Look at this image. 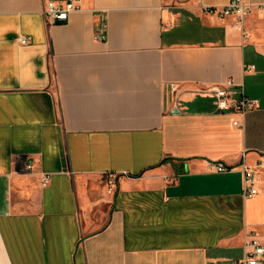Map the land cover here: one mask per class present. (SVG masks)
<instances>
[{
  "label": "crops",
  "instance_id": "0c3cea01",
  "mask_svg": "<svg viewBox=\"0 0 264 264\" xmlns=\"http://www.w3.org/2000/svg\"><path fill=\"white\" fill-rule=\"evenodd\" d=\"M46 1L0 0V264H233L264 244V0L241 27L200 0H80L48 24ZM227 79L257 107L215 111L201 88Z\"/></svg>",
  "mask_w": 264,
  "mask_h": 264
},
{
  "label": "built area",
  "instance_id": "2783aa9c",
  "mask_svg": "<svg viewBox=\"0 0 264 264\" xmlns=\"http://www.w3.org/2000/svg\"><path fill=\"white\" fill-rule=\"evenodd\" d=\"M80 0H67L65 2H56L47 0L44 3L43 16L48 24H62L69 20L73 11L81 9ZM203 12L207 14H216L220 17H233L234 23L242 26L244 19L251 13L252 4L246 0H229L222 7H209L199 2ZM259 9L264 11V4L259 6ZM248 35L243 32V38L247 39ZM107 38L106 31L102 25H98L94 31V39L96 41H105ZM20 44H27L29 39L25 36H20L18 39ZM175 87V86H173ZM201 92L208 94L212 99L215 111L230 112L243 116L248 111L254 109L258 105L257 100L249 99L241 90L235 88V83L232 79H227L222 84L204 85ZM234 125H239V122H234ZM28 171L33 169V163L28 162L25 165ZM217 172L231 171L232 167H227L221 163L214 165ZM244 173L243 186L244 195L252 197L257 194L258 190L255 187L254 172L249 167L242 165ZM41 184L46 187L50 182V175L42 173L40 176ZM111 184H114V178L109 179ZM233 264H264V244L258 237V234L253 232L244 242V256L240 260L234 261Z\"/></svg>",
  "mask_w": 264,
  "mask_h": 264
},
{
  "label": "rangeland",
  "instance_id": "374dc122",
  "mask_svg": "<svg viewBox=\"0 0 264 264\" xmlns=\"http://www.w3.org/2000/svg\"><path fill=\"white\" fill-rule=\"evenodd\" d=\"M182 35L186 38H195L196 37L195 34H191V33H187V32H185V34L183 33Z\"/></svg>",
  "mask_w": 264,
  "mask_h": 264
}]
</instances>
